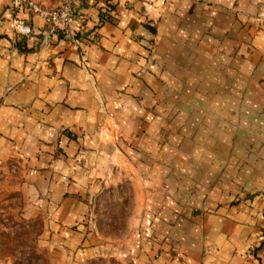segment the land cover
Returning a JSON list of instances; mask_svg holds the SVG:
<instances>
[{
	"label": "crops",
	"instance_id": "obj_1",
	"mask_svg": "<svg viewBox=\"0 0 264 264\" xmlns=\"http://www.w3.org/2000/svg\"><path fill=\"white\" fill-rule=\"evenodd\" d=\"M13 17L0 0V167L48 199L52 264H264V0H82L69 34L21 13L25 37Z\"/></svg>",
	"mask_w": 264,
	"mask_h": 264
},
{
	"label": "rangeland",
	"instance_id": "obj_2",
	"mask_svg": "<svg viewBox=\"0 0 264 264\" xmlns=\"http://www.w3.org/2000/svg\"><path fill=\"white\" fill-rule=\"evenodd\" d=\"M47 201L26 185L18 168L0 167V264H52L44 244ZM103 206L104 212L95 214V218L106 234L121 239L127 232V208L111 198Z\"/></svg>",
	"mask_w": 264,
	"mask_h": 264
},
{
	"label": "built area",
	"instance_id": "obj_3",
	"mask_svg": "<svg viewBox=\"0 0 264 264\" xmlns=\"http://www.w3.org/2000/svg\"><path fill=\"white\" fill-rule=\"evenodd\" d=\"M82 0H61L56 7H45L36 0H8L9 9L14 14L13 23L17 35L30 36L31 26L20 17L23 12L41 17L53 31L71 33L76 26L77 4Z\"/></svg>",
	"mask_w": 264,
	"mask_h": 264
}]
</instances>
